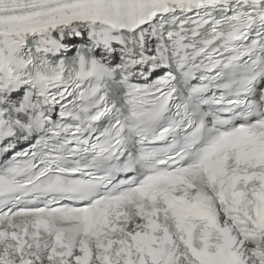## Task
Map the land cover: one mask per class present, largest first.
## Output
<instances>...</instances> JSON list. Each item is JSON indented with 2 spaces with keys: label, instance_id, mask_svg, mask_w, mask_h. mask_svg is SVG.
I'll return each instance as SVG.
<instances>
[{
  "label": "snow or ice",
  "instance_id": "obj_1",
  "mask_svg": "<svg viewBox=\"0 0 264 264\" xmlns=\"http://www.w3.org/2000/svg\"><path fill=\"white\" fill-rule=\"evenodd\" d=\"M0 264H264V0H0Z\"/></svg>",
  "mask_w": 264,
  "mask_h": 264
},
{
  "label": "bare ground",
  "instance_id": "obj_2",
  "mask_svg": "<svg viewBox=\"0 0 264 264\" xmlns=\"http://www.w3.org/2000/svg\"><path fill=\"white\" fill-rule=\"evenodd\" d=\"M85 39H86V37H85ZM78 41H80L81 43L83 42V41H81V40H79V39H74L72 45H74V43H76V42H78ZM118 47H119V46H117V48H118ZM113 62H114V63H118V62H119V53H118V52L115 54V57H114V59H113ZM145 71H147V69H146Z\"/></svg>",
  "mask_w": 264,
  "mask_h": 264
},
{
  "label": "rangeland",
  "instance_id": "obj_3",
  "mask_svg": "<svg viewBox=\"0 0 264 264\" xmlns=\"http://www.w3.org/2000/svg\"><path fill=\"white\" fill-rule=\"evenodd\" d=\"M70 45H72V43H73V40H69V41H67Z\"/></svg>",
  "mask_w": 264,
  "mask_h": 264
}]
</instances>
